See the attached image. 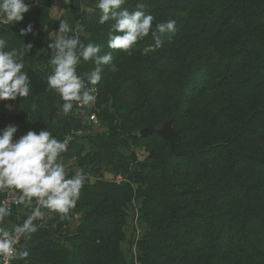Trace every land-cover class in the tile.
Instances as JSON below:
<instances>
[{
    "label": "rangeland",
    "instance_id": "obj_1",
    "mask_svg": "<svg viewBox=\"0 0 264 264\" xmlns=\"http://www.w3.org/2000/svg\"><path fill=\"white\" fill-rule=\"evenodd\" d=\"M26 2L32 7L24 14V21L14 24L16 30L19 32V28L28 22H33L37 28L44 24L49 27L35 39L31 36H17L16 40L20 47L23 45L21 40L23 39L25 43L33 41L35 46L47 49L50 34L58 26L56 13L62 9L63 18L69 21L85 44L98 43L91 38L85 25L78 18V11L70 4L63 5L62 0H38L39 4L35 3V0ZM236 2L238 14L245 15L242 8L248 6L249 9H258L264 0ZM74 4L79 10L92 13L95 0H74ZM252 23H249L250 28L256 31L255 33H264L262 32L264 22L254 20ZM5 26L0 24V29L4 30ZM244 35L246 34L243 27L241 28L239 24L221 37L209 36L202 41L211 42V46L216 50L214 52H217L216 55H220L229 52L231 42L233 40L238 42ZM193 41L192 37V43ZM186 47L185 42L178 44L175 55L179 60ZM103 52L107 51L103 48L101 54ZM31 54L25 58V66H28L26 63L31 60ZM114 63L119 69L115 73L109 71L107 65L102 66L101 81L96 86L98 91L94 107L90 109L74 107L73 111L65 116L60 112L58 99L47 90L43 100L44 104L48 103L45 106L46 117L50 119L49 123L46 121L47 126L67 125L69 128L77 129L76 132L63 130L62 141L65 135L73 136L72 141L74 135H81V131L82 135H86L82 138L77 137L78 142L70 145L71 141L66 145L67 151L61 154V162L69 175L74 174L77 169H84L90 174L89 181L81 189L80 199H86L89 189L98 190V196L95 198L98 200V222L94 224L90 220L93 228H98V238L90 243L82 238L80 225L92 205H81L78 203L79 199L66 219H62L59 214H49L46 211L43 220L34 221L38 230L31 234V239L27 241L29 256L26 261L21 260L17 263L245 264L239 260L241 254L233 250V245L226 248H232L230 255L221 257L219 250L222 248L213 240L214 232L208 233L213 227L208 221L214 209L212 200L199 204L195 198L197 188L201 189L203 194L207 190L201 180H193L195 167L190 168L188 175H184L185 163L176 164L177 176L174 171L162 170L164 165L170 164L167 145L158 138H144L139 134V130L148 125L154 118L153 115L159 112L155 110L156 108L167 111L166 113L171 111L172 89H175L183 74V64L176 63L172 66L175 69L168 71L165 77L170 81L169 86L165 83L160 84L162 95L157 107L153 103H148L146 109H136L134 107L141 100L140 91H133L127 95L131 88L125 78L129 74L137 73L140 65L134 55L127 54L114 60ZM49 64L50 57L33 59L34 70L43 78L50 73ZM93 67L91 62H87L80 66L78 71H89ZM135 78L141 82L140 74ZM210 90L211 93L198 104L197 112L190 121L191 125L182 128L180 123H177V128L181 127L179 149L183 151L202 148L209 141L217 139L216 136L221 133L232 135L236 119L239 117L241 120L245 119L254 108L264 103V79L258 88L239 86L235 83L222 86L218 83L210 87ZM211 97L213 99H210ZM9 104L12 106L11 109L5 107ZM38 104L37 97L32 98L30 95L16 101H0V128L16 124L19 126L16 135H22L26 131L22 122L38 110ZM187 120L188 117H185L183 123ZM258 137L245 145L250 143L252 149L259 151L264 141ZM195 158L188 157L192 161ZM201 161V170L206 169L213 180L214 173L222 171L220 162L214 157L205 156ZM152 163L160 167L150 172ZM227 175L233 178L231 173ZM229 185L227 187V181L225 182L224 176L220 173L217 193L223 195V199L228 197ZM222 209L227 213L232 211L229 199L223 202ZM103 217L105 220H102ZM196 247L197 250L191 252V249Z\"/></svg>",
    "mask_w": 264,
    "mask_h": 264
},
{
    "label": "trees",
    "instance_id": "obj_2",
    "mask_svg": "<svg viewBox=\"0 0 264 264\" xmlns=\"http://www.w3.org/2000/svg\"><path fill=\"white\" fill-rule=\"evenodd\" d=\"M236 1L127 0V3L122 5V7H127L131 11L136 3H144L147 6V11L154 16L153 25L168 18L177 21L176 31L174 33H164L161 37L164 41L163 45L155 52H151L146 56L141 55L140 50L153 43L150 34L143 41L138 42L137 49L132 55H134L140 66L137 73L129 74L125 78L131 88L127 95L133 91H140L141 100L134 108L146 109L148 103H153L157 107L162 95L160 84L165 83L169 86L170 81L165 77L168 71L174 70L175 68H172V66L176 63L183 64V74L176 83L175 89H172L171 102L173 107L171 111L166 113L167 111L156 108L155 110L159 112L153 115L154 118L149 123L155 120L171 119L174 129L178 131L181 137L179 129L191 125L190 121L197 112L198 104L211 93L210 87L218 83L222 86L235 83L249 88H258L261 85L262 79H264V33H255L256 31L250 28L249 23L254 20L264 22V2L258 6V9H249L248 6L242 8L245 15H240L238 14ZM70 5L78 11V18L85 25L91 38H94V41L98 44L104 45L105 51H112L113 62L125 55L120 50L107 48L109 24H98V17L101 14L99 9L94 7L92 13L79 10L74 4V0H71ZM240 18L244 19L240 20ZM239 24L241 28L243 27L246 35L238 42L233 40L227 53L216 55L217 52H214L216 50L211 46V42L202 41L204 38L208 39L209 36L221 37L229 29L236 28ZM17 33L18 30L14 25H6L4 30L0 29V36L8 41L9 48L20 47L16 40ZM180 42H185L187 46L182 53V61L175 55ZM34 47L31 51V60L26 63L28 66H25V71L28 72L31 81L30 96L32 98L44 94L47 90L45 79L33 68V59L50 57L48 49H44L39 45H34ZM137 74H140L141 82L135 78H138ZM185 117H188V120L183 123ZM178 122L180 128L179 126L177 128ZM234 124L232 135L218 134L217 139L209 141L199 149L191 148L188 151H183L179 149L178 142L180 154L172 153L168 142L156 134L147 135L144 138H158L167 145L170 164L164 165L162 170L174 171L177 176L178 172L175 170L177 163L179 165L186 164L184 175H188L190 168L195 167L193 180H201L207 189L206 193L203 194V191L197 188L195 198L199 201V204L212 200L214 213L209 217L208 222L213 227L209 229L208 233L214 232L213 240L218 247L222 248L219 250L221 257L225 258L226 254L230 255L232 248H226L233 245V250L241 254L239 258L241 262L245 264H264V145L259 151H255L250 146L256 136H259L258 139L260 138L262 142L264 141V103L260 107L254 108L245 119L237 118ZM22 125L26 131L31 130L28 116L22 122ZM44 127L47 128V125L43 124ZM85 136L82 135V131L81 135H74L75 138L70 145ZM248 141L250 143L245 145ZM203 155L214 157L221 164L222 171L214 173V180L206 169L202 168L201 170V158L205 157ZM190 156L194 158L196 156L195 160L188 159ZM159 167L155 163L150 164V172ZM220 173L224 176L225 182L227 181V187L230 178L227 173L233 175V178H230L231 182L226 199H223V195L217 193V182L220 180ZM175 185L177 187L178 183ZM95 189H89L86 199L81 198L78 201L81 205H92L91 209L85 213L86 218L79 229L83 233L82 238L84 241L86 240L85 242L88 241L89 243L98 238V228H93L90 221L92 220L94 224L98 222V200L95 199L98 196V190ZM176 190L178 189L176 188ZM227 199L232 204V211L228 213L222 209L223 202ZM102 220H105L104 217ZM194 250H197V247L191 249V252Z\"/></svg>",
    "mask_w": 264,
    "mask_h": 264
},
{
    "label": "clouds",
    "instance_id": "obj_3",
    "mask_svg": "<svg viewBox=\"0 0 264 264\" xmlns=\"http://www.w3.org/2000/svg\"><path fill=\"white\" fill-rule=\"evenodd\" d=\"M38 3V0H35ZM63 5L71 0H62ZM127 0H95L100 10L98 24H109L107 48L120 50L131 56L138 42L149 34L153 43L141 49V55L155 52L163 45L164 33H174L177 21L168 18L153 25L154 16L144 3H136L133 10L125 5ZM32 5L26 0H0V24L7 26L24 21ZM64 10L56 13L58 26L47 42L50 51V73L44 79L47 91L58 99L60 112L67 116L75 108L90 109L96 103L97 85L101 81L102 66L115 73L119 69L113 62L112 51L103 52L104 45L85 44L74 31ZM49 25L39 28L28 22L19 28L18 37L31 36L34 39L45 32ZM71 33V35H70ZM21 47L9 48L8 41L0 36V101H16L30 95L31 81L25 71V58L34 48L33 41L24 42ZM91 62L94 67L85 72L78 68ZM11 109V105H5ZM19 126L8 124L0 128V193L13 194L11 203L0 201V260L3 264L27 260V241L37 232L34 221L43 220L45 212L59 214L66 219L80 199L81 189L89 181L90 174L77 169L69 175L61 162V154L67 151L66 143L56 138L47 128L38 132L28 130L16 135ZM12 204L27 209L22 223L8 225ZM23 239L24 244L20 241Z\"/></svg>",
    "mask_w": 264,
    "mask_h": 264
},
{
    "label": "crops",
    "instance_id": "obj_4",
    "mask_svg": "<svg viewBox=\"0 0 264 264\" xmlns=\"http://www.w3.org/2000/svg\"><path fill=\"white\" fill-rule=\"evenodd\" d=\"M44 94H41L39 96H37V100H38V110L34 113H31L29 116H28V121H29V126H30V129L31 130H35V131H39L43 128V124H46V121L49 123V120L50 119H47L48 117H46V114H45V109H46V104L43 103V100H44ZM60 127V129H59ZM47 129L50 130L53 135L58 138L59 140H61V137L63 135V130H71L72 132H76L77 129L75 128H69L67 127V125H63V126H53V125H49L47 126ZM97 140V139H95ZM25 210L27 209H24L23 211L20 209L19 212L15 215H11L10 217H8V225H11L12 223L16 222L17 220H23V218L25 217L24 215V212ZM25 241L23 240L21 242V244H24ZM19 262V261H17Z\"/></svg>",
    "mask_w": 264,
    "mask_h": 264
},
{
    "label": "water",
    "instance_id": "obj_5",
    "mask_svg": "<svg viewBox=\"0 0 264 264\" xmlns=\"http://www.w3.org/2000/svg\"><path fill=\"white\" fill-rule=\"evenodd\" d=\"M140 136H147L151 134H156L162 139L166 140L169 145V149L174 154H180L181 151L178 150V142L180 139L178 131H176L172 125V120L164 121H152L148 125L142 127L139 130Z\"/></svg>",
    "mask_w": 264,
    "mask_h": 264
},
{
    "label": "built area",
    "instance_id": "obj_6",
    "mask_svg": "<svg viewBox=\"0 0 264 264\" xmlns=\"http://www.w3.org/2000/svg\"><path fill=\"white\" fill-rule=\"evenodd\" d=\"M73 139V136H69V135H65L63 137V141L66 143V145H68ZM13 199V194L10 192H4V193H0V201H7L9 203H11ZM12 213L11 215H15L19 212V210L21 209L20 206H17L15 204H12ZM22 220H17L16 222L12 223V224H18V223H22ZM11 224V225H12ZM9 225V227L11 226ZM23 241V239H21L20 243ZM0 264H3L2 260H0ZM13 264H18L17 261H14Z\"/></svg>",
    "mask_w": 264,
    "mask_h": 264
}]
</instances>
